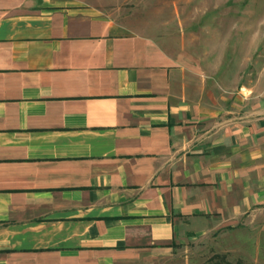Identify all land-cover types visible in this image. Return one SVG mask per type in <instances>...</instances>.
<instances>
[{
	"label": "crops",
	"instance_id": "1",
	"mask_svg": "<svg viewBox=\"0 0 264 264\" xmlns=\"http://www.w3.org/2000/svg\"><path fill=\"white\" fill-rule=\"evenodd\" d=\"M193 67L89 0H0V264H177L257 210L264 99Z\"/></svg>",
	"mask_w": 264,
	"mask_h": 264
},
{
	"label": "rangeland",
	"instance_id": "2",
	"mask_svg": "<svg viewBox=\"0 0 264 264\" xmlns=\"http://www.w3.org/2000/svg\"><path fill=\"white\" fill-rule=\"evenodd\" d=\"M120 23L150 35L210 76L216 91L264 99V0H89ZM239 96V95H238ZM177 264H264V202L239 223L181 250Z\"/></svg>",
	"mask_w": 264,
	"mask_h": 264
},
{
	"label": "trees",
	"instance_id": "3",
	"mask_svg": "<svg viewBox=\"0 0 264 264\" xmlns=\"http://www.w3.org/2000/svg\"><path fill=\"white\" fill-rule=\"evenodd\" d=\"M216 264H220V263H216ZM228 264H245V263L238 261V262H235V263H228Z\"/></svg>",
	"mask_w": 264,
	"mask_h": 264
}]
</instances>
